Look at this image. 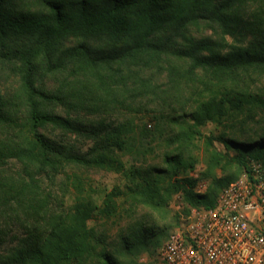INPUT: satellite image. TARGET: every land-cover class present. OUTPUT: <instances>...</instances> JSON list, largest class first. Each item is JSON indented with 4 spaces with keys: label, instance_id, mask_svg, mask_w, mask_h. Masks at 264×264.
Segmentation results:
<instances>
[{
    "label": "trees",
    "instance_id": "1",
    "mask_svg": "<svg viewBox=\"0 0 264 264\" xmlns=\"http://www.w3.org/2000/svg\"><path fill=\"white\" fill-rule=\"evenodd\" d=\"M73 37L80 41L67 43ZM0 63L19 74L18 87L0 93V264H125L121 255L146 243L142 232L129 230L108 250L105 235L89 224L115 214L119 196L159 205L165 192L183 189L190 205L212 206L237 177L229 165L242 171L249 157L264 161V137H226L227 149L237 153L211 151L202 172L211 178L206 191H195L198 178L183 176L196 164L190 144L201 134L198 126L264 110V91L225 92L183 122L171 116L180 128L168 136L170 144L180 147L164 155L165 168L126 166L117 157L130 150L131 135L153 137L146 125L134 128L110 115L86 125L72 115L134 111L144 99H170L172 91L205 79L264 75L261 0H0ZM77 136L92 146L80 149L71 140ZM142 138L137 153L144 155ZM69 167L121 173L126 190L105 191L98 203L79 176L67 175ZM173 174L183 177L165 186ZM66 175L75 193L68 208L56 204Z\"/></svg>",
    "mask_w": 264,
    "mask_h": 264
},
{
    "label": "rangeland",
    "instance_id": "2",
    "mask_svg": "<svg viewBox=\"0 0 264 264\" xmlns=\"http://www.w3.org/2000/svg\"><path fill=\"white\" fill-rule=\"evenodd\" d=\"M264 4V0H261ZM203 34L216 36L210 29L203 27ZM228 40L234 43L231 37ZM80 41L79 38H70L67 43L74 44ZM19 74L15 67H7L0 63V93L12 92L19 85ZM65 80V85L67 84ZM241 91H264V75L260 73H248L239 79L230 80H208L203 83L190 87L183 86L179 92L172 91L170 99H159L154 101L142 100V103H136L134 111H123L120 109H109L107 112L97 111L91 113L83 110L79 113H72L73 117H77L86 125L99 121L105 116L110 115L115 121H127L135 126H147L148 132L153 137L147 136L145 139L140 134H134L130 137L132 145L130 150L125 153H117V157L123 160L126 166L137 164L143 168L157 167L165 168L164 155H173L179 149L180 144H170L169 135L177 132L180 128L171 121V116H179V121L185 120V115L193 110L199 109L202 102L210 100L212 97L218 98L220 94L225 92L237 93ZM144 110L140 111L139 108ZM199 136H196L190 144V150L193 156H196V164L194 168L187 169L183 176L198 178L197 183L203 182L206 185L205 191L208 189L211 178L205 177L202 172L207 169V164L213 149L227 152L229 156L237 153V150L228 148L225 145L224 138L232 137L242 142L253 141L264 137V110L252 108L246 110V114H235L233 117L229 115H221L214 119L207 120L198 126ZM168 137V138H167ZM213 139L209 144L208 138ZM144 142L145 154H138L139 139ZM73 142L82 150H86L92 146L93 142L89 139L77 136L72 137ZM76 174L86 184L95 200L100 203L105 191H109L114 187L126 190L127 181L125 177L118 172L106 171L97 168H67V175ZM218 175H222V171L217 170ZM241 170L235 165L228 166V174L238 176ZM63 177L65 183L61 186L59 195L60 199L57 205L68 208L75 199V193L70 186V179ZM182 175L173 174L170 179L163 181L165 186L174 182ZM90 181V183H89ZM91 184V186H88ZM62 189V190H61ZM64 189V190H63ZM165 198L159 205L146 204L138 202L126 195L117 198L118 209L111 217L99 216L89 220L90 226H95L99 232H102L106 241L109 242L108 250L112 248V243L118 241L121 236H125L127 232L133 228L134 231H141L140 237L146 243L144 245L137 244L134 249L127 251L121 255V260L125 264H155V255L157 249L163 244L169 232L173 230L179 223L180 217L185 215L191 206L184 196L183 189L172 192H165ZM145 256V260L142 257Z\"/></svg>",
    "mask_w": 264,
    "mask_h": 264
},
{
    "label": "built area",
    "instance_id": "3",
    "mask_svg": "<svg viewBox=\"0 0 264 264\" xmlns=\"http://www.w3.org/2000/svg\"><path fill=\"white\" fill-rule=\"evenodd\" d=\"M155 264H264V161L249 157L212 206L191 205L157 249Z\"/></svg>",
    "mask_w": 264,
    "mask_h": 264
}]
</instances>
